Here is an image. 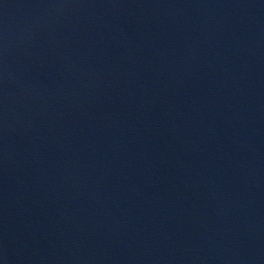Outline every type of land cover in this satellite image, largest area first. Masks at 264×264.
I'll return each mask as SVG.
<instances>
[{
  "label": "water",
  "instance_id": "water-1",
  "mask_svg": "<svg viewBox=\"0 0 264 264\" xmlns=\"http://www.w3.org/2000/svg\"><path fill=\"white\" fill-rule=\"evenodd\" d=\"M0 264H264V0H0Z\"/></svg>",
  "mask_w": 264,
  "mask_h": 264
}]
</instances>
